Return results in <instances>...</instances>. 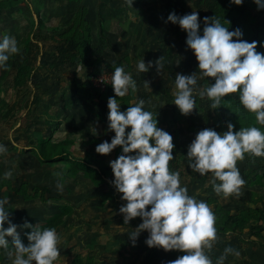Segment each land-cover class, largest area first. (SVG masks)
Wrapping results in <instances>:
<instances>
[{"label":"rangeland","instance_id":"374dc122","mask_svg":"<svg viewBox=\"0 0 264 264\" xmlns=\"http://www.w3.org/2000/svg\"><path fill=\"white\" fill-rule=\"evenodd\" d=\"M52 1L56 3V0ZM50 2L51 0H2L0 34H8L16 41L22 37L32 42L49 38L35 31L41 22L40 10H43L47 21L54 16L47 17L52 13L48 6ZM91 4L97 7L87 19L94 37L91 56L117 66L122 64L132 75L137 90L129 104L137 99H144L145 110L158 113L159 128L173 137L174 159L169 162V168L180 173L181 185L187 186L189 195L207 201L212 209L218 203L230 210L247 208L252 204L249 203L250 198L263 194L264 158L252 157L247 162L237 161L245 184L239 194L227 198L222 194L217 195L208 176H200L187 167L185 156L187 145L199 130L211 127L218 132L226 131L227 124L217 111L210 109V102L198 95L196 109L188 115H182L172 103L176 73L187 75L198 71V61L192 50L186 47V32L179 25L165 23L167 16L171 12L183 15L196 11L203 20L216 12L215 0H133L132 6L125 0H91ZM64 20L67 18L64 17ZM245 24V34L258 35V40L264 41V11H258L257 8L249 10ZM69 48L72 50L70 45L64 46L62 50L68 52ZM32 49V53H36L37 50ZM260 52H264V48ZM161 56L165 67L159 74L155 61ZM142 58L145 62L153 61V67L146 73H137L135 65ZM19 64V54H14L7 61V66L0 68V143L7 147V152L0 155V177L4 172L11 171L15 184L23 182L29 188L41 186L44 188L46 201L36 199L27 201L25 205L9 202L7 207L11 208L12 222L22 225L27 220L32 225L50 227L51 219L63 217V223L56 229L61 240L58 245L60 256L54 264H73L76 254H91V264H166L167 261L175 260L181 255L178 250L165 252L145 244L147 231L139 234L133 246L128 234L135 231L142 221L136 217L129 224H123V214L119 213V207L125 201L105 202L103 196L108 187L104 182H93L83 171L63 162L41 164L31 152L30 147L51 134L55 141L97 138V143L84 149L91 150L106 162L108 178L111 180L113 174L109 161L115 159L117 149L107 155L95 152L97 144L104 140L110 142L114 135L107 129L106 97L100 95V104L87 108L76 99L75 88L71 87L73 67L60 66L55 69L56 73H44L36 78V65H32L31 68L35 69L31 71V77H28L31 68L26 67L19 72ZM75 72L80 74L82 81H86L92 70L83 67ZM109 72L111 71H106ZM203 80L198 79L197 88H203ZM231 95L238 100L237 94H229L228 98ZM239 111L241 114L236 120L239 128L254 125L264 131V126L256 124L253 113L247 112L241 105ZM173 122H176L175 129ZM79 148L75 147L76 150ZM58 183L62 185V190H58ZM201 188L204 189L203 192L200 191ZM6 196L8 194L4 193L0 198H7ZM30 231L31 229L17 228L20 235ZM252 234L251 230H245L241 240L237 242L230 234L217 233V241L210 253L213 264L225 247L242 248L240 244L236 245L240 242L244 249L252 248L256 255L250 257L242 252L238 257L229 255L224 264H240L244 261L250 264L249 259L260 260V255H264V239L261 242L255 241ZM261 234L264 237V222ZM6 250L0 248V264H11ZM86 261L83 258L82 262Z\"/></svg>","mask_w":264,"mask_h":264},{"label":"clouds","instance_id":"9594fccd","mask_svg":"<svg viewBox=\"0 0 264 264\" xmlns=\"http://www.w3.org/2000/svg\"><path fill=\"white\" fill-rule=\"evenodd\" d=\"M125 2L132 6L133 0ZM243 2L229 0L234 5ZM253 3L258 11L264 10V0ZM167 22L186 32V47L198 61V71L175 75L172 103L180 113L188 115L196 109L197 95L201 99L207 97L210 109H217L223 98L235 93L243 109L254 114L256 124L264 126V52L257 51L258 44L264 48V41L248 42L242 39L241 29L229 31L215 15L201 21L196 11L183 15L171 12ZM19 52L14 37L0 34V68L6 67L10 56ZM155 66L161 74L165 67L162 56ZM152 67L153 61L145 62L144 58L135 65L137 73H146ZM198 79H207L208 84L197 88ZM111 86L114 96L107 100V129L114 135L110 142L97 144L95 152L107 155L120 147L117 157L109 161L113 174L110 184L125 201L119 207L123 224L136 217L142 221L128 234L133 246L139 234L147 231L148 247L181 253L166 264H213L210 253L217 241L216 217L207 201L189 195L187 186L181 185L180 173L170 170L175 147L172 135L157 126V114L154 118L153 112L145 110L144 99L121 110L117 98L137 90L136 81L124 65L111 71ZM226 127V131L219 132L211 127L199 130L187 145L185 156L187 167L200 176H208L213 191L225 198L239 194L245 184L237 161L246 155L264 158V131L260 127L240 126L234 130L231 122ZM6 152V145L0 143V155ZM11 177V171L3 173L4 179ZM57 188L62 190V185L58 183ZM8 203L7 198H0V248L12 245L14 258L12 251L7 253L11 264H54L60 256L61 240L56 228L32 225L27 220L22 225L13 223ZM18 227L31 229L25 233L27 244L17 232ZM229 255L238 257L240 252L227 246L215 264H224Z\"/></svg>","mask_w":264,"mask_h":264},{"label":"trees","instance_id":"16d2710c","mask_svg":"<svg viewBox=\"0 0 264 264\" xmlns=\"http://www.w3.org/2000/svg\"><path fill=\"white\" fill-rule=\"evenodd\" d=\"M216 3V12H214L209 17L215 15L220 19L221 23L228 27L229 31H232L236 28L241 29L243 32L242 39L252 42L259 41L258 35H248L244 33L246 29V18L248 16L249 10L257 8V6L253 3V0H244L242 5H234L230 4L229 0H215ZM12 5V4H10ZM264 11V10H260ZM88 14V8L86 6L78 9L77 13L71 19L68 27L64 29V31L59 34L58 37H53V39L60 38L62 40H66V43L72 47V51L67 53L64 59L67 61H71L77 66H84L85 68L92 70L91 74L88 76L86 81H79L77 79L73 80V86L75 88V92L78 100H80L87 108L91 105H99L100 104V95H104L106 100L109 97L114 96V92L112 86H108L105 90H100L95 87L92 83V77L98 75L100 73L106 71L114 70L116 64H111L105 62L101 58H94L91 56L92 54V27L86 19ZM203 21V20H201ZM43 24L42 22H40ZM203 24H201V28ZM48 29H60L59 27H47ZM235 39V38H234ZM263 48L258 44L257 51H262ZM32 59H28L24 62V64L19 68V72H22L24 68H31L33 64ZM106 67H108L106 69ZM35 69V68H34ZM29 70L28 77H31V71ZM134 79V78H133ZM209 81H212V78H208ZM208 84V80L204 79L202 81V86L204 87ZM135 97L133 92H129L123 98H117V102L121 104V110L126 109L130 104L131 99ZM205 100H208L211 104V101L205 97ZM107 102V101H106ZM239 101L231 95V98L227 96L221 100V106L214 111H217L222 116L223 122L227 124L231 122L234 124V130H238V121H236L241 112L239 111ZM108 112V109L106 110ZM153 112V116L158 113ZM158 120V127L160 124ZM172 122V121H171ZM176 122H173V128H176ZM95 139H63L55 141L53 139L52 134L49 137L42 138L38 141L37 144L31 147V152L36 156L38 161L41 164H53L58 162H63L65 164L71 165V167L78 168L83 171L89 179L93 180L100 184L104 182L107 187V193L103 196V200L107 203L121 201L119 197V193L116 192L114 186L110 184L109 170L108 165L101 158H99L94 152L84 149L90 145ZM79 146V150H76L75 147ZM117 152L115 153V158L120 152V147L118 146ZM252 157L248 155L245 156L243 162H247ZM3 188H7L9 190L16 191L21 193L26 201H32L36 199H40L41 201H46V196L41 186H33L32 190L29 191V187L27 184H23L20 188L13 187L12 181L10 179H4L0 177V190ZM263 194H258L256 197L250 198L252 204H258L259 202L263 203ZM121 203V202H120ZM212 211L215 214L216 222L215 228L217 233L219 234H230L236 239V241H240L241 237L244 235L245 230L249 229L253 233L251 237H255V241L261 242L264 237L261 234V225L264 222V214L263 210L255 207H249L245 209H240L236 211H232L226 208L223 204H217ZM64 218L60 217L58 219H51L50 227L58 228L63 223ZM49 227V226H48ZM22 241L27 244L26 235H20ZM8 251H12L14 253V249L12 245L9 244ZM83 258H86V262L83 263ZM93 256L91 254H76L73 260V264H91Z\"/></svg>","mask_w":264,"mask_h":264},{"label":"crops","instance_id":"0c3cea01","mask_svg":"<svg viewBox=\"0 0 264 264\" xmlns=\"http://www.w3.org/2000/svg\"><path fill=\"white\" fill-rule=\"evenodd\" d=\"M85 2V3H84ZM51 8V12L47 17H50L51 15H54L50 21H47L44 16H43V10H40V19L43 24H38V29L35 32H40L42 36H49V38L43 39L42 41H33L32 40H25L26 37H22L17 41L18 47L20 49L19 54V67L24 64V62L28 59H32L34 64L36 65V69L34 70L36 78L38 76H41L44 73H56L54 72L56 68L60 66H68V67H73V80L77 79L79 81H82L80 78V74H75V71H80L84 66H77L76 64L72 63L71 61H67L64 59L67 53L71 52L72 50L69 48L68 52H64L62 48L64 46H67L68 44L66 43V40H62L60 38H57L56 40L53 39V37H58L59 34H61L66 27L69 26L71 19L74 17V15L77 13L78 9L81 7L86 6L88 8V14L86 16V19L89 18L90 14L94 13L97 9V7L94 5L92 6L91 0H56V3H53L51 0L50 5H48ZM42 5L40 6V8ZM67 18V20H64V17ZM59 27L60 29H48L47 27ZM38 36V33L36 34ZM94 37L92 36V39ZM32 45V46H31ZM32 48H35L37 51L36 53H32ZM13 57V55H12ZM10 56V59L12 58ZM60 64V65H59ZM38 66V67H37ZM85 68V67H84ZM87 70V68H86ZM89 70V69H88ZM73 82H72V86ZM75 97L77 98L76 92H75ZM85 106V105H84ZM92 106V105H91ZM90 106V107H91ZM86 107V106H85ZM107 114V112L105 111ZM95 139V138H94ZM98 139L96 138L95 141H93L90 145L92 146L93 144L97 143ZM31 148V147H30ZM91 151V150H90ZM3 178V176H1ZM10 180L12 181V186L20 188L23 185V182L20 183L19 185L15 184L13 178L11 177ZM36 186V185H35ZM262 187V186H261ZM32 188H29V191H31ZM201 192L204 191L203 188L200 189ZM264 195V191L261 190ZM259 192V193H262ZM4 193L8 194L7 200L12 203V202H18L19 204L25 205L26 198L21 194L13 190H9L7 188H3L0 190V196ZM260 195V194H259ZM10 198V199H9ZM209 199V198H208ZM264 199V196H263ZM35 201V200H34ZM251 203V202H249ZM9 205V204H8ZM7 205V206H8ZM217 205V204H216ZM226 207V206H225ZM249 207H255L263 210L264 214V202L261 203L259 202L258 204H249L247 208ZM227 208V207H226ZM214 209V208H213ZM236 211V210H232ZM11 240V239H10ZM239 242V241H237ZM241 245L242 248L237 249L240 250V253L242 252L243 255L245 253L249 254L250 257H253V255H256V252L252 250V248H243L242 243H238L236 245ZM248 243L246 242V245ZM8 252V250H6ZM260 260H250V264H264V255L261 256ZM248 260V261H249ZM247 264V261L240 262V264ZM232 264V263H231Z\"/></svg>","mask_w":264,"mask_h":264},{"label":"built area","instance_id":"2783aa9c","mask_svg":"<svg viewBox=\"0 0 264 264\" xmlns=\"http://www.w3.org/2000/svg\"><path fill=\"white\" fill-rule=\"evenodd\" d=\"M2 0H0L1 2ZM92 83L95 87L99 88L100 90H105L108 86L111 85V72L100 73L92 77Z\"/></svg>","mask_w":264,"mask_h":264}]
</instances>
